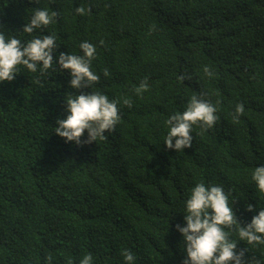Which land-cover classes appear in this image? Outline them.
Segmentation results:
<instances>
[{"label": "trees", "instance_id": "1", "mask_svg": "<svg viewBox=\"0 0 264 264\" xmlns=\"http://www.w3.org/2000/svg\"><path fill=\"white\" fill-rule=\"evenodd\" d=\"M36 8L60 15L23 33ZM0 29L22 42L55 34L54 56L93 43L101 79L86 91L121 101L107 139L78 146L55 134L67 95L79 94L68 71L21 66L0 83V264H47L49 255L80 264L89 253L93 264H126L124 249L135 264H182L176 225L186 226L185 202L201 182L231 192L242 226L264 208L251 178L264 165V0H0ZM145 78L148 90L136 95ZM201 93L219 120L207 131L193 126L191 148L168 149L167 119ZM239 103L245 112L235 120ZM231 238L248 259L264 256V245Z\"/></svg>", "mask_w": 264, "mask_h": 264}, {"label": "clouds", "instance_id": "2", "mask_svg": "<svg viewBox=\"0 0 264 264\" xmlns=\"http://www.w3.org/2000/svg\"><path fill=\"white\" fill-rule=\"evenodd\" d=\"M32 2L38 3L39 0ZM75 11L78 15H84L86 10L81 6ZM59 15L56 11L50 13L47 9L36 8L22 32L31 35L43 30L53 24ZM154 30L155 26L150 32ZM99 44L104 46L105 42L101 40ZM79 47L82 54L59 52L58 56H54L59 48L55 34L42 37L38 35L22 42L14 35H6V30L0 29V83L15 80L21 66L31 73L39 71L41 76L48 74L50 69L55 70V65L70 73V87L78 90L79 94L67 95L65 101L68 115L64 119H57L55 134L64 138L65 142H75L76 145L82 146L98 139H107L105 133L115 130L121 119L118 108L121 101L110 100L99 91H86L101 79L100 75L92 70V61L97 58V47L88 41L82 42ZM203 71L208 77L214 75L208 66H204ZM103 76H111L107 68L103 70ZM180 78L190 80L191 76ZM148 88V80L145 78L134 88V92L136 95H142ZM203 95L204 93L200 96L193 95L182 113L176 112L167 119L169 131L164 137V144L168 149L183 152L184 149L191 148L194 139L193 126L207 131L219 120L216 106L203 99ZM122 102L128 108L132 107L130 99L123 98ZM244 112L243 103L237 104L233 119L238 120ZM251 178L258 191L264 194V165L256 167ZM230 196L231 192L226 193L222 186H206L202 182L190 190L189 198L185 202L186 226L176 225L177 231L184 237L186 258L182 264H264V256L257 258L253 255L248 259V247L238 250L237 241L231 238L236 234L239 241H244L247 245H264V208L253 216L250 223L242 226L234 211L237 200L230 203ZM247 211H255L254 205L247 204ZM122 255L126 264H135L131 251L124 249ZM52 260L51 255L46 257L47 264H52ZM80 264H93L92 254L84 255Z\"/></svg>", "mask_w": 264, "mask_h": 264}]
</instances>
